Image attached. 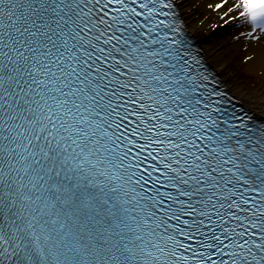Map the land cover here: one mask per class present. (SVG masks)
I'll return each instance as SVG.
<instances>
[{
  "label": "snow or ice",
  "instance_id": "6c2138e0",
  "mask_svg": "<svg viewBox=\"0 0 264 264\" xmlns=\"http://www.w3.org/2000/svg\"><path fill=\"white\" fill-rule=\"evenodd\" d=\"M174 6L0 0V264H264V123ZM229 12L264 34V0Z\"/></svg>",
  "mask_w": 264,
  "mask_h": 264
},
{
  "label": "bare ground",
  "instance_id": "6f19581e",
  "mask_svg": "<svg viewBox=\"0 0 264 264\" xmlns=\"http://www.w3.org/2000/svg\"><path fill=\"white\" fill-rule=\"evenodd\" d=\"M189 1L198 2V12L204 15L202 23L199 24L196 21L193 6ZM227 1L234 2V0H173L178 20V23L175 24L188 37L191 53L204 64L200 67L201 72L214 78L237 103L239 109H228L229 112H235L244 118L252 117V125L258 127L264 123V93L250 94L244 90L239 78L234 72L229 73L226 70V63L220 58V50L224 51L225 49L219 50L212 40L213 29L210 28V23L215 22L217 18V22L220 21L219 10L215 8V4L225 5ZM246 29L243 39L250 44L253 56L249 65L255 69L256 66L264 64V34L257 31L254 33L257 38L254 39L249 35L252 31L251 27L246 24Z\"/></svg>",
  "mask_w": 264,
  "mask_h": 264
},
{
  "label": "rangeland",
  "instance_id": "374dc122",
  "mask_svg": "<svg viewBox=\"0 0 264 264\" xmlns=\"http://www.w3.org/2000/svg\"><path fill=\"white\" fill-rule=\"evenodd\" d=\"M190 2V1H189ZM193 6L197 22L200 24L204 20L203 13L198 9V2H190ZM215 8L219 10V22L210 23V28L213 29L212 40L218 49L221 51L220 58L226 63V70L234 72L242 83L244 90L250 94L264 93V64L256 66L255 69L249 65L253 52L250 49V44L243 39L246 34V24L237 18L229 8L232 7L233 1H227L224 7ZM225 9L223 12H221ZM221 12V13H220ZM226 46V47H225Z\"/></svg>",
  "mask_w": 264,
  "mask_h": 264
}]
</instances>
